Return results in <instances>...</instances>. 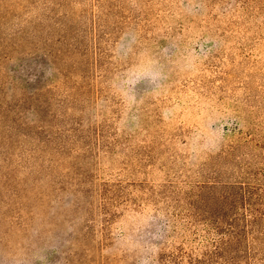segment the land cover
<instances>
[{
    "label": "rangeland",
    "instance_id": "rangeland-1",
    "mask_svg": "<svg viewBox=\"0 0 264 264\" xmlns=\"http://www.w3.org/2000/svg\"><path fill=\"white\" fill-rule=\"evenodd\" d=\"M0 264H264V0H0Z\"/></svg>",
    "mask_w": 264,
    "mask_h": 264
}]
</instances>
